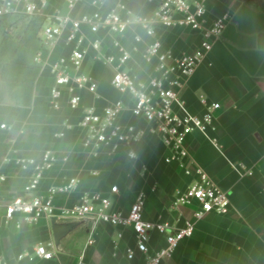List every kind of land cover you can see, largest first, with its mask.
I'll list each match as a JSON object with an SVG mask.
<instances>
[{"label": "crops", "instance_id": "1", "mask_svg": "<svg viewBox=\"0 0 264 264\" xmlns=\"http://www.w3.org/2000/svg\"><path fill=\"white\" fill-rule=\"evenodd\" d=\"M131 7L137 15L150 14L146 0H134ZM226 13L231 14V19L222 37L188 80L181 97L196 116L206 112L201 99L220 105L215 115L216 130L209 133L210 139L198 132L188 137L191 161L187 166L201 168L216 185L227 191L231 209L225 215L210 214L200 221L194 236L183 242L165 264H264V0H217L209 5L210 19ZM136 34L143 37L144 43L134 42ZM102 37L103 52L107 55L115 53V39L132 50L128 71L138 80L148 81L151 66L144 62L142 55L146 42L151 39L142 29L130 30L118 38L105 34ZM162 39L164 46L176 54L192 52L200 42L199 35L184 30L163 32ZM62 53L65 52L57 50L51 60ZM33 64L32 71L23 70L20 84L0 90V126L7 125L6 130L0 128V176L6 178L0 187V201L23 194L32 175V170L22 172L18 161L40 158L41 153L50 148L56 151L59 161L45 174L40 190L34 195L60 187L69 178L81 179L77 191L58 195L59 208L76 205L84 193L110 194L111 188L118 186L120 194L112 196L118 211L127 213L137 196L145 193L146 220L181 226L184 220L192 218L194 207L175 211L171 203L176 192L185 191L197 177L194 173L186 175L185 168L177 164L167 165L164 159L168 152L158 138L147 135L136 145V160L128 158L131 149L127 148L116 154L89 153L80 146L74 132H68L64 140L56 139L55 134L65 129L66 122H78L79 113L71 111L67 105L52 109L46 100L42 105V88H46L44 77L49 78L50 86V74ZM85 73L96 82L97 94L84 93V106L103 109L123 101L128 109L121 123L145 127L131 115L132 98L113 88L114 68L96 60L95 52H91L86 61ZM121 160L127 162L128 168L114 164ZM240 166L251 174L241 177L236 172ZM66 223L76 226L57 245L50 221L30 225L21 218L12 223L0 218V264L147 262L148 257L139 252L134 260H128L126 250L136 248L129 228L95 224L90 220ZM91 239L94 243L89 245ZM36 246L46 247L55 254V259L19 260L21 255H31ZM164 246L165 238L154 234L150 255Z\"/></svg>", "mask_w": 264, "mask_h": 264}, {"label": "built area", "instance_id": "2", "mask_svg": "<svg viewBox=\"0 0 264 264\" xmlns=\"http://www.w3.org/2000/svg\"><path fill=\"white\" fill-rule=\"evenodd\" d=\"M217 0H146L148 15H137L131 5L134 0H115L109 5L106 0H0V25L12 18L41 19V50L34 61L43 70H48L51 86L46 97L48 106L59 110L63 105L79 113L78 122H66L64 130L55 134L64 140L68 132H74L84 150L93 154L110 152L116 154L127 148L130 160L137 159L135 146L147 135L160 140L168 152L167 165L177 164L186 175L194 173L196 180L183 192H177L171 209L194 207L192 218L181 226L163 221L145 219L147 195L140 193L127 213L114 208L113 197L120 194L113 186L110 194L84 193L80 201L69 208L56 205L58 195H69L78 190L81 179L72 177L60 187L48 189L44 194L34 195L41 188L45 174L52 171L59 161L56 151L45 149L40 158H22L18 161L22 172L32 170L23 194L9 201H0V218L6 223L21 218L30 225L43 220L66 223L90 220L95 224L131 229L136 248L126 250L129 261L136 252L147 256L146 264H165L175 251L194 236L197 224L210 214L225 215L230 212V194L216 185L207 173L197 166H187L191 155L187 139L198 132L210 139L216 130L215 115L220 105L201 99L206 108L202 116L193 115L181 97V91L198 67L205 61L215 43L222 37L231 14L210 19L209 5ZM142 29L147 38L143 60L151 66L148 81L134 77L127 69L132 60V50L119 39L114 40L115 53L103 52V34L118 38L130 30ZM184 30L200 36L199 45L192 52L176 54L164 46L163 32ZM136 44L144 43L141 35L134 36ZM62 53L51 60L57 50ZM135 50V49H134ZM91 52L96 60L114 68L111 84L120 94L132 98L131 115L143 126L121 123L128 109L123 101L114 102L103 109L84 106V93L97 94V84L85 73V64ZM2 130L7 125H1ZM216 143V140H213ZM244 177L251 174L244 166L236 169ZM6 178L0 176V187ZM20 223V222H19ZM18 223V224H19ZM165 238V246L150 255L152 236ZM94 240H89L92 245ZM55 254L44 246H36L33 253L24 254L19 260L36 259L52 261Z\"/></svg>", "mask_w": 264, "mask_h": 264}, {"label": "rangeland", "instance_id": "3", "mask_svg": "<svg viewBox=\"0 0 264 264\" xmlns=\"http://www.w3.org/2000/svg\"><path fill=\"white\" fill-rule=\"evenodd\" d=\"M106 1L109 5H112L115 0H106ZM41 33H42L41 19L39 17L12 18L6 20L4 24L0 25V90L1 91L4 90L5 88H8L9 85L16 86L20 84L19 79L20 76L24 74V71L26 70L32 71L34 69L33 62L35 63V61L33 58H35L37 52L41 48V41H40ZM24 66L26 67V69H22L24 68ZM44 78H45L44 80L46 83L45 85L46 88L43 87L41 93L43 106L46 97L48 95L47 93L50 89L49 87L51 86V85L48 86L49 78L48 79H46V77ZM114 164H116V166L123 165L126 168H128L127 162L125 161L123 162L122 160L117 163L115 162Z\"/></svg>", "mask_w": 264, "mask_h": 264}, {"label": "water", "instance_id": "4", "mask_svg": "<svg viewBox=\"0 0 264 264\" xmlns=\"http://www.w3.org/2000/svg\"><path fill=\"white\" fill-rule=\"evenodd\" d=\"M51 222L54 240L57 245H59L60 241L65 238L76 226L75 224L71 223L61 224L57 222L56 219H52Z\"/></svg>", "mask_w": 264, "mask_h": 264}]
</instances>
